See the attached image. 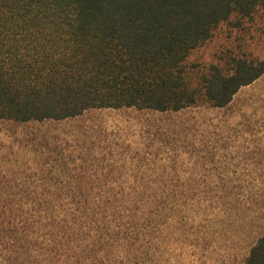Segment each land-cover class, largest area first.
<instances>
[{"label": "trees", "instance_id": "16d2710c", "mask_svg": "<svg viewBox=\"0 0 264 264\" xmlns=\"http://www.w3.org/2000/svg\"><path fill=\"white\" fill-rule=\"evenodd\" d=\"M261 40L264 0H0V120L228 108L264 76L251 47ZM61 165L0 186L11 261L172 264L179 249H210L247 216L264 219V181L207 176L223 170ZM248 247L243 264H264V232Z\"/></svg>", "mask_w": 264, "mask_h": 264}, {"label": "rangeland", "instance_id": "374dc122", "mask_svg": "<svg viewBox=\"0 0 264 264\" xmlns=\"http://www.w3.org/2000/svg\"><path fill=\"white\" fill-rule=\"evenodd\" d=\"M222 42V35L215 38L207 54ZM251 47L264 57L263 40ZM65 162L72 167L90 163L119 169L136 165L142 169L197 168L202 173L223 170L224 174L207 176L264 181V76L244 86L224 109L192 107L162 113L136 107L92 108L63 121L0 120L1 187L56 176ZM123 176L133 177L130 173ZM182 176L189 177L191 172ZM7 192L0 189V196ZM247 218L246 226L239 222L230 237L219 238L210 249L195 254L179 249L172 264H243L248 245L264 232V219L249 222L252 216ZM8 253L0 245V264H18Z\"/></svg>", "mask_w": 264, "mask_h": 264}]
</instances>
